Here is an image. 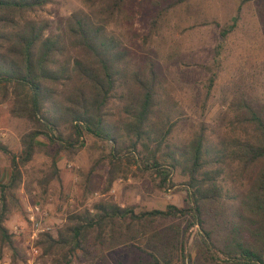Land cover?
I'll return each instance as SVG.
<instances>
[{
  "label": "trees",
  "instance_id": "16d2710c",
  "mask_svg": "<svg viewBox=\"0 0 264 264\" xmlns=\"http://www.w3.org/2000/svg\"><path fill=\"white\" fill-rule=\"evenodd\" d=\"M51 1L0 0V105L26 122L17 152L0 141L10 168L0 182V246L16 258L3 221L9 203L16 202L22 166L40 151L50 157L44 185L56 173L55 156L62 152L70 159L92 136L108 147L101 156L106 160L102 192L133 170L157 175L159 188L171 185L175 173L188 206L135 212L101 198L37 235L42 264H73L76 252L85 264H105L104 252L131 245L149 259L129 264H168L172 258L158 251L163 236L153 223L169 217L185 219V229L196 226V256L184 252L181 262L264 264V103L234 93L215 125L201 121L187 129L165 69L145 55L165 12L180 1L82 0L83 7L58 16L53 27L39 15ZM149 6L157 9L141 41L144 54L136 53L134 37L128 40L113 28H128L134 12ZM201 67L207 98L220 67L218 51ZM177 132L182 135L174 136ZM90 171L84 186L94 190Z\"/></svg>",
  "mask_w": 264,
  "mask_h": 264
},
{
  "label": "rangeland",
  "instance_id": "374dc122",
  "mask_svg": "<svg viewBox=\"0 0 264 264\" xmlns=\"http://www.w3.org/2000/svg\"><path fill=\"white\" fill-rule=\"evenodd\" d=\"M171 0H167L169 2ZM174 7L164 15L162 26L156 34H151L146 42L147 59L158 63L170 83L172 97L186 119L185 127L197 128L203 121L208 127L218 122L225 111L232 94L240 93L252 98L255 103H264V0H177ZM83 7L82 0H52L39 15L54 26L58 16ZM156 7H146L134 12L128 28L117 26L116 34L131 37L135 52L144 54L141 41L148 32L151 17ZM224 33V35H222ZM214 50L220 57V67L207 98L205 95L206 71L201 67L210 63ZM158 56H155V54ZM204 102L203 110L201 104ZM26 129L23 119L8 114L7 105H0V141L11 152L20 148L19 137ZM174 136H181L180 132ZM44 147L42 137L37 138ZM104 148V149H103ZM104 142L86 136L84 144L70 159L62 152L54 158L56 173L43 185L41 181L50 174V157L41 151L22 166V181L15 189L16 202L9 203L8 213L3 221L8 232L11 225L23 222L25 208L36 201L48 210L47 221L52 225L61 223L69 211L89 207L99 199H109L120 206H131L135 212L164 209L172 204L178 208L188 206L186 190L180 184L177 174L171 175V185L157 186L158 176L133 170L125 178L117 177L110 187L103 191L105 184V159L107 153ZM88 170L94 190L85 188ZM9 161L0 152V182L9 174ZM72 201L68 202L67 198ZM185 219L169 217L156 219L154 229L159 231L162 242L158 251L172 258L168 264H199L197 261H180L181 254L187 252L191 259L196 256V226L185 229ZM12 234L17 248V256L11 258V251L0 246V261L8 264H27L25 232ZM187 237L184 251L181 240ZM39 254V253H38ZM105 264H129L133 260H148L147 252L131 245L127 249L116 247L103 253ZM35 256L32 264H42ZM73 264H85L84 258L76 252ZM92 264H94L92 262Z\"/></svg>",
  "mask_w": 264,
  "mask_h": 264
},
{
  "label": "built area",
  "instance_id": "2783aa9c",
  "mask_svg": "<svg viewBox=\"0 0 264 264\" xmlns=\"http://www.w3.org/2000/svg\"><path fill=\"white\" fill-rule=\"evenodd\" d=\"M68 202L72 201L71 197L67 198ZM48 210L38 203L28 204L25 208L23 222L19 225H11L9 232L19 234L25 232L26 262L32 264V260L38 255L39 249L34 244V241L39 233L51 232L55 225L47 221ZM0 264H8L6 260L0 261Z\"/></svg>",
  "mask_w": 264,
  "mask_h": 264
}]
</instances>
